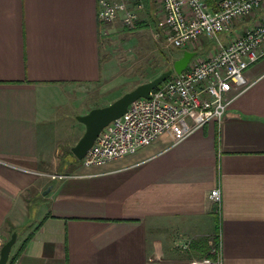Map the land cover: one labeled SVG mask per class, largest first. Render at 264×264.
<instances>
[{
    "label": "crops",
    "instance_id": "1",
    "mask_svg": "<svg viewBox=\"0 0 264 264\" xmlns=\"http://www.w3.org/2000/svg\"><path fill=\"white\" fill-rule=\"evenodd\" d=\"M263 21L264 9L231 33ZM110 26L98 0H0V235L18 234L7 264H189L214 242L224 264H264V58L220 125L85 167L77 91L108 75Z\"/></svg>",
    "mask_w": 264,
    "mask_h": 264
},
{
    "label": "built area",
    "instance_id": "2",
    "mask_svg": "<svg viewBox=\"0 0 264 264\" xmlns=\"http://www.w3.org/2000/svg\"><path fill=\"white\" fill-rule=\"evenodd\" d=\"M147 0H98L99 21L135 29L146 10ZM149 2V0H148ZM156 3V4H155ZM162 17L157 30L168 45L177 50L198 52L203 39L217 41L207 58L192 61L182 74H175L156 88L149 99L132 103L127 113L106 127L81 160L85 167L104 165L134 155L170 133L181 142L206 125L221 124L234 100L233 85L248 68L264 58V21L231 33L235 23L264 9V0H219L211 10L206 0H156ZM221 35H225L224 40ZM203 48V47H202ZM213 53V54H212ZM52 175L51 179H66ZM211 200L221 207V192H211ZM5 242L0 235V253ZM189 264H224L222 245Z\"/></svg>",
    "mask_w": 264,
    "mask_h": 264
},
{
    "label": "rangeland",
    "instance_id": "3",
    "mask_svg": "<svg viewBox=\"0 0 264 264\" xmlns=\"http://www.w3.org/2000/svg\"><path fill=\"white\" fill-rule=\"evenodd\" d=\"M155 1L146 3V10L138 22L143 26L137 24L135 29L128 30L117 23L109 27L105 47L110 64L108 75L103 76L97 85L80 86L77 98L80 99L81 109L89 112L110 105L139 85L173 69L174 62L182 57L183 50L168 45L163 32L157 30L162 14ZM221 38L224 40L223 35ZM216 44L215 40L203 39L192 61L207 58L209 52L215 50ZM216 244L218 246L220 242H214L211 248Z\"/></svg>",
    "mask_w": 264,
    "mask_h": 264
},
{
    "label": "water",
    "instance_id": "4",
    "mask_svg": "<svg viewBox=\"0 0 264 264\" xmlns=\"http://www.w3.org/2000/svg\"><path fill=\"white\" fill-rule=\"evenodd\" d=\"M196 56V52L184 51L182 57L174 62L173 69L162 73L150 82L139 85L137 88L126 93L108 106L94 108L86 115L78 116L77 120L85 126V132L78 143L72 148V152L76 159L81 161L93 147L102 131L113 121L124 116L132 103L140 98L149 99L151 97V93L156 88L161 86L175 74H182ZM49 190L50 188L45 192V194L48 193ZM17 238L18 234L14 233L11 239L2 247L0 253V264L8 263Z\"/></svg>",
    "mask_w": 264,
    "mask_h": 264
},
{
    "label": "trees",
    "instance_id": "5",
    "mask_svg": "<svg viewBox=\"0 0 264 264\" xmlns=\"http://www.w3.org/2000/svg\"><path fill=\"white\" fill-rule=\"evenodd\" d=\"M206 1H207V5H208L209 7H215L216 2H217V0H206ZM146 3H147V4L149 3L148 0L146 1ZM138 24H140V23H138ZM140 26H143L142 23L140 24ZM183 53H184V52H183Z\"/></svg>",
    "mask_w": 264,
    "mask_h": 264
}]
</instances>
